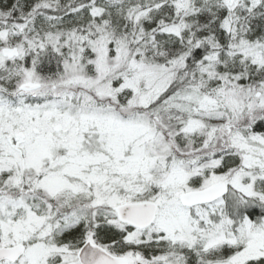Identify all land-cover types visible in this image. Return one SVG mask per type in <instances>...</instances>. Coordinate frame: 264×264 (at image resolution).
Here are the masks:
<instances>
[{"label":"snow or ice","instance_id":"6c2138e0","mask_svg":"<svg viewBox=\"0 0 264 264\" xmlns=\"http://www.w3.org/2000/svg\"><path fill=\"white\" fill-rule=\"evenodd\" d=\"M0 264H264V0H0Z\"/></svg>","mask_w":264,"mask_h":264}]
</instances>
